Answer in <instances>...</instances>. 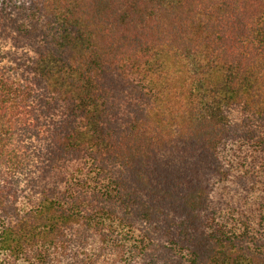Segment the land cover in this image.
I'll return each mask as SVG.
<instances>
[{
    "label": "trees",
    "instance_id": "trees-1",
    "mask_svg": "<svg viewBox=\"0 0 264 264\" xmlns=\"http://www.w3.org/2000/svg\"><path fill=\"white\" fill-rule=\"evenodd\" d=\"M0 264H264V0H0Z\"/></svg>",
    "mask_w": 264,
    "mask_h": 264
}]
</instances>
